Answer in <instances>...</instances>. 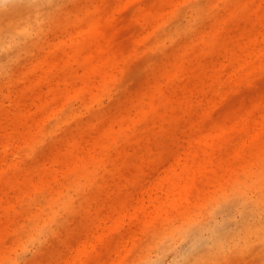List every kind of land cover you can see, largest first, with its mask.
I'll use <instances>...</instances> for the list:
<instances>
[{"label":"rangeland","instance_id":"374dc122","mask_svg":"<svg viewBox=\"0 0 264 264\" xmlns=\"http://www.w3.org/2000/svg\"><path fill=\"white\" fill-rule=\"evenodd\" d=\"M146 263L264 264V0H0V264Z\"/></svg>","mask_w":264,"mask_h":264},{"label":"bare ground","instance_id":"6f19581e","mask_svg":"<svg viewBox=\"0 0 264 264\" xmlns=\"http://www.w3.org/2000/svg\"><path fill=\"white\" fill-rule=\"evenodd\" d=\"M197 232H198V230H196ZM191 234L192 235H190L191 236V240H192V242H191V246H190V249H192L193 248V246H196V248L198 247V245L200 246L201 245V242H202V240H200V238L198 237V235H197V233H195V230H193V232H191ZM199 241H201L199 244H197ZM196 244V245H195ZM203 244V243H202ZM201 246H203V245H201ZM189 249V250H190ZM197 250H199V247L197 248ZM192 251V250H191ZM191 251H188V253H190ZM193 253H195V251H193ZM192 253V254H193ZM203 253H205V252H202V254ZM191 254V255H192ZM201 254V255H202ZM146 264H150V263H146Z\"/></svg>","mask_w":264,"mask_h":264}]
</instances>
